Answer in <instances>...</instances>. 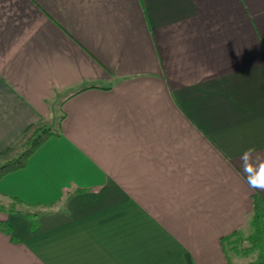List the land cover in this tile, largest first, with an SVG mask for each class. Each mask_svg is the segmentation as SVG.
Returning a JSON list of instances; mask_svg holds the SVG:
<instances>
[{"label": "crops", "instance_id": "1", "mask_svg": "<svg viewBox=\"0 0 264 264\" xmlns=\"http://www.w3.org/2000/svg\"><path fill=\"white\" fill-rule=\"evenodd\" d=\"M45 120L0 264H229L264 209V0H0V152Z\"/></svg>", "mask_w": 264, "mask_h": 264}, {"label": "trees", "instance_id": "2", "mask_svg": "<svg viewBox=\"0 0 264 264\" xmlns=\"http://www.w3.org/2000/svg\"><path fill=\"white\" fill-rule=\"evenodd\" d=\"M56 134L57 130L49 120L30 124L14 144L0 152V178L9 172L23 168L30 156L47 139ZM5 206L10 211L24 212L27 215L36 216L40 214L39 210L33 209L34 207L30 204L16 197H13ZM249 225L250 230L247 234L235 233L236 239L230 240L228 243L231 250L236 252L242 249L243 256H247L248 261L242 264H264V209L257 196L254 198V210ZM242 241L248 243L244 248L240 246ZM229 264L236 263L229 257Z\"/></svg>", "mask_w": 264, "mask_h": 264}, {"label": "clouds", "instance_id": "3", "mask_svg": "<svg viewBox=\"0 0 264 264\" xmlns=\"http://www.w3.org/2000/svg\"><path fill=\"white\" fill-rule=\"evenodd\" d=\"M240 160L249 187L264 191V156L251 146L241 154Z\"/></svg>", "mask_w": 264, "mask_h": 264}, {"label": "rangeland", "instance_id": "4", "mask_svg": "<svg viewBox=\"0 0 264 264\" xmlns=\"http://www.w3.org/2000/svg\"><path fill=\"white\" fill-rule=\"evenodd\" d=\"M248 245V243L246 242V241H242L241 243H240V246H241V248H244V247H246ZM228 248H229V250H230V254H231V257L233 258V259H236V258H238L239 259V262L240 261H244L245 260V258H247V256H243V254H242V252H241V250L240 251H233V250H231V247H230V245L228 246ZM249 259H250V257H248Z\"/></svg>", "mask_w": 264, "mask_h": 264}]
</instances>
